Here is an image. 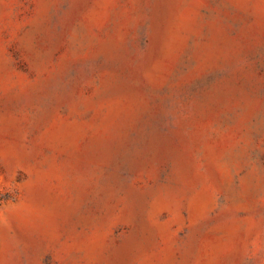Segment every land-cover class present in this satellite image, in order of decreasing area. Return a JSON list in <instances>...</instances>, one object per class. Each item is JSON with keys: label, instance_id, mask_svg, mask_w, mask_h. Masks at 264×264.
Masks as SVG:
<instances>
[{"label": "rangeland", "instance_id": "rangeland-1", "mask_svg": "<svg viewBox=\"0 0 264 264\" xmlns=\"http://www.w3.org/2000/svg\"><path fill=\"white\" fill-rule=\"evenodd\" d=\"M0 264H264V0H0Z\"/></svg>", "mask_w": 264, "mask_h": 264}]
</instances>
